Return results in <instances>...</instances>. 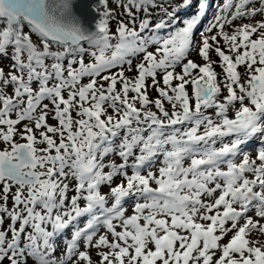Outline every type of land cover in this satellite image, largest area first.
Here are the masks:
<instances>
[{
	"label": "snow or ice",
	"instance_id": "6c2138e0",
	"mask_svg": "<svg viewBox=\"0 0 264 264\" xmlns=\"http://www.w3.org/2000/svg\"><path fill=\"white\" fill-rule=\"evenodd\" d=\"M0 264H264V0H0Z\"/></svg>",
	"mask_w": 264,
	"mask_h": 264
}]
</instances>
